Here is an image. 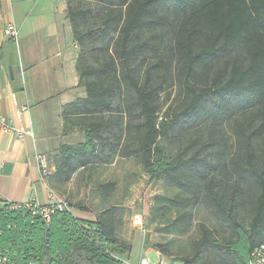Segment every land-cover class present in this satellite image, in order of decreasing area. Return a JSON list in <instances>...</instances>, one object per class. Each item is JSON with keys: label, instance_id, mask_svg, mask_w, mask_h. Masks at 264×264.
Wrapping results in <instances>:
<instances>
[{"label": "trees", "instance_id": "obj_1", "mask_svg": "<svg viewBox=\"0 0 264 264\" xmlns=\"http://www.w3.org/2000/svg\"><path fill=\"white\" fill-rule=\"evenodd\" d=\"M67 2L86 97L63 108L64 134L83 140L60 148L55 178L135 159L185 195L175 204L220 224L200 225L181 264H249L264 242V0ZM67 203L46 221L0 199V264H126L119 209L92 221ZM191 222L184 213L171 227Z\"/></svg>", "mask_w": 264, "mask_h": 264}, {"label": "crops", "instance_id": "obj_2", "mask_svg": "<svg viewBox=\"0 0 264 264\" xmlns=\"http://www.w3.org/2000/svg\"><path fill=\"white\" fill-rule=\"evenodd\" d=\"M1 2L0 115L11 118L16 131L6 133L0 129V199L16 205L35 202L43 206L49 203L50 194L54 193L80 208L74 211L78 218L95 221L111 207L94 214L83 209L82 206H88L80 201L88 199L84 198L82 189L90 185L88 180L93 173L112 166L117 160L95 170L81 169L67 182L55 178L53 163L63 145H76L83 140L70 143L71 137L81 134L65 135L62 117L64 106L86 97L85 89L79 86L76 67L80 48L67 16L68 2ZM11 20L20 31L18 44L5 36V27ZM38 154L48 157L46 174H42L38 166ZM77 178L80 179L77 185L80 190L71 193ZM101 186L100 193L105 197ZM151 252L153 250L144 257L150 258ZM155 252L156 259L164 264L162 254ZM144 257L140 256V262Z\"/></svg>", "mask_w": 264, "mask_h": 264}, {"label": "rangeland", "instance_id": "obj_3", "mask_svg": "<svg viewBox=\"0 0 264 264\" xmlns=\"http://www.w3.org/2000/svg\"><path fill=\"white\" fill-rule=\"evenodd\" d=\"M172 100L175 103L174 96ZM223 128L226 130L225 134L231 133L227 124ZM222 133L223 130H220V134ZM82 138V135H75L71 137L70 143L75 144ZM186 144L188 143L184 146ZM179 147L176 145V150ZM90 179L88 180L90 185L82 189L84 198L88 201H80L88 207H82L92 214L100 213L108 207L115 206L119 209L123 219L119 236L132 246L130 256L124 257L126 264H140V256L144 257L151 250L153 252L150 254V259L155 264L159 263L155 251L163 255L164 264H181V258L192 254L194 243L200 238V225L212 230H220V224L206 208L202 206L184 208L175 204L177 198L185 195L163 182H152L135 159H118L112 166L93 173ZM79 181L80 179L77 178L75 190L70 191L71 193L80 190L77 187ZM109 181L114 182L116 188L109 197L105 198L100 193V186ZM184 213L192 215L190 228L186 232L173 229L172 223ZM138 214L144 218L142 227H136L133 223L134 216ZM248 221L249 217H246L245 224H248ZM158 246L164 248L168 255L161 253Z\"/></svg>", "mask_w": 264, "mask_h": 264}, {"label": "built area", "instance_id": "obj_4", "mask_svg": "<svg viewBox=\"0 0 264 264\" xmlns=\"http://www.w3.org/2000/svg\"><path fill=\"white\" fill-rule=\"evenodd\" d=\"M5 36L9 41L18 44L20 39V31L15 21L11 20L7 23L5 27ZM0 129L6 133H12L16 131L13 126V120L2 115H0ZM18 134L21 135L19 132ZM36 159L42 174H46L49 168V161L47 155L38 154L36 156ZM24 206L25 208L31 210V213L33 215H40L46 221H49L51 215L57 210H69V205L67 201L60 198L54 193L50 194V201L46 205L41 206L35 202H31ZM143 222L144 218L141 214L134 216L133 223L136 227H142ZM140 264L155 263H153L149 257H144L141 260ZM158 264H162V262H159ZM249 264H264V242L253 250Z\"/></svg>", "mask_w": 264, "mask_h": 264}]
</instances>
